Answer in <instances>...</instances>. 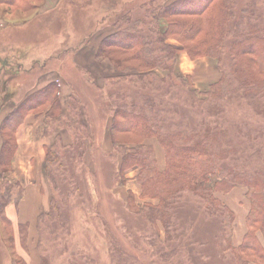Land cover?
<instances>
[{
    "label": "rangeland",
    "instance_id": "1",
    "mask_svg": "<svg viewBox=\"0 0 264 264\" xmlns=\"http://www.w3.org/2000/svg\"><path fill=\"white\" fill-rule=\"evenodd\" d=\"M58 1L47 0L42 9L27 13L7 12L4 6H0V33L4 34L7 28L28 25L25 28L27 31L13 35L11 42L4 43V46L19 45L16 50L6 49L18 61H31V66L19 65L17 69L21 84L32 73L30 70L33 68V61L37 60L38 64L42 62L41 59L53 61L47 64L48 68L45 70L50 71L52 67H57L58 62L53 59L55 57H50L62 50L63 65L66 64L64 75L88 104L84 105L88 124L80 130V136L77 135L76 138L66 131L70 140L62 143L66 148L60 153L61 159L62 155L64 157L65 168H53L57 190L51 183L48 184L50 201L53 198L59 205L65 224L54 230L52 221H45L42 230L41 264H112L113 251L121 253L125 257L123 261L128 257V264H236L233 255L226 250L222 252L220 247L229 235L230 220L219 212L212 215L203 197L183 194L173 206L167 233L159 221L152 225L146 213L137 214V210L144 204L156 205L158 201L141 196V187L136 178L139 168L133 166L121 170L122 157L133 153L142 144L150 146L155 154L157 167L162 171L165 166L164 151L155 138L142 140L129 132L114 134L116 141L113 143L110 127L106 130L105 126L112 117L113 105H126L135 112L146 114L161 133H180L187 141L192 140L188 143L182 142L186 145L202 141L208 134L220 133L224 136L221 149H225V154L218 153L223 159L216 161L215 170L231 169L247 180L260 179L263 187L257 191L264 198V92L257 95L254 104H250L247 100L238 98L235 93H227L231 91L227 89L222 92V99L216 96L199 106L192 91L205 93L209 87L199 88L189 77L177 78L179 76L176 66L173 73L170 71L172 59L164 62L165 67H156L153 70L156 77L147 76L137 80L132 78L135 80L133 84L124 79L115 80L110 76L111 80L104 82L102 89H99L89 81V78L93 81L92 77L96 78L98 75L93 68V71H88L90 76L86 70L81 74L76 68H69L73 65V55L83 47H79L80 43L93 29L94 24L90 26L84 22L85 18H80L79 13L66 12L64 4L69 3V0H65V3L63 0ZM74 1L77 0L72 3H77ZM149 1L134 0L124 12L132 11L133 15L141 19L143 11L140 10V5ZM228 1L234 16L229 22L231 25L240 23L246 30V20H250L264 28V0ZM213 8L210 5L207 9L210 11ZM60 11L63 12L62 19L60 18L59 24L54 25ZM171 19L176 20L177 17ZM114 21L115 18H108L100 23L97 26L98 32L92 38L101 42L104 37L114 33L111 27ZM144 24L151 44L149 49L151 53L154 52L152 57H161L163 54L157 35L165 31V20L156 23L147 18ZM108 30H111L110 33ZM230 42V39L223 41L219 65L214 60L219 72L221 69L227 72L233 64L229 54ZM164 44L173 48L180 46L173 37L167 38ZM103 61L110 67L106 60L98 62ZM126 65L136 66L133 62L120 66ZM33 73L37 76L42 71L38 68ZM109 75L115 77L121 74L113 72ZM16 83L17 80L14 84ZM78 98L82 104L85 103ZM198 99L205 100L203 97ZM3 114L1 113L0 120ZM67 123L72 124L69 120ZM212 150L217 152L218 148L215 146V150ZM2 170L0 168V172ZM0 190H4L1 184ZM241 190L245 191L244 203H247L249 211L246 188H236L228 195H216L233 212L235 219L232 227L235 228L243 225L244 209L239 207L241 204L235 212L237 216L233 210V206L238 205V196L235 197V194ZM49 211L50 206L46 213ZM0 234L5 249L10 253L7 236L1 225ZM257 237L262 242L261 235L258 234ZM233 243H236L234 231Z\"/></svg>",
    "mask_w": 264,
    "mask_h": 264
},
{
    "label": "trees",
    "instance_id": "2",
    "mask_svg": "<svg viewBox=\"0 0 264 264\" xmlns=\"http://www.w3.org/2000/svg\"><path fill=\"white\" fill-rule=\"evenodd\" d=\"M46 1L0 0V6H4L7 12L27 13L30 10L42 9ZM72 1L69 0V3L64 4L66 12L79 13L80 18H85L84 22L90 26L94 24L93 29L81 41L79 47L86 45L98 32L97 26L100 23L105 22L108 18L111 20L115 18V21L111 23L114 33L101 40L95 55L97 61L106 60L109 62L111 74L113 72L121 74L115 77L112 75L105 77L104 82L106 83L111 80V77L115 80L124 79L133 84L137 78L144 79L154 75L156 77L153 70L156 67H165L164 62L171 59L170 71L172 70L173 73L178 56L183 53L191 61L208 58L213 61L217 60L219 65L222 47H224L223 41L230 39L229 54L233 64L227 72L221 69L220 79L209 86L207 92L192 91L197 104L201 106L216 96L218 99H222V92L227 89L231 90L227 93H235L238 98L241 97L250 104H254L257 95L264 92V28H260L250 20H246V30L241 27L240 23L231 25L229 22L234 16L228 0H177L171 3L169 0H150L140 5V10L143 11L141 19L133 15L132 11L124 12V9L134 0L74 1L77 3H72ZM157 3L158 5H156ZM210 5L214 8L209 11L207 8ZM63 12L65 11L63 10ZM63 12L60 11L57 14L58 18L55 19L54 25L60 23ZM173 17H177V19L180 17L182 20H172ZM147 18H151L156 23L159 20H165V31L157 35L160 51L163 54L162 59H160L161 57L153 58L154 52L151 53L149 49L151 44L147 38V31L144 29L146 26L144 22ZM25 28H28V25L7 28L4 34L0 33V48L4 46L5 42H11L13 35H20L27 31ZM169 37L175 38L180 46L173 48L165 45L164 41ZM61 52L62 50L58 53ZM128 62H133L136 66H120ZM2 74L0 91L5 92L2 98L4 103L9 101L12 96L6 86L7 82L12 79V75L9 71H4ZM87 74L90 76L89 72ZM122 74L126 75L122 76ZM178 76L179 79L188 78ZM132 78L135 80L133 81ZM89 81L93 86L102 89V87L94 85L92 79L89 78ZM57 95V85H48L34 98L32 97L16 107L5 116L0 124V168L3 169L0 172V184L4 188V190H0V225L3 226L6 233V242L10 249V253H8L0 234V264H21L14 256L13 244L9 235L10 223L5 216L6 206L11 203L17 204L23 194L22 189L7 178L16 150V129L28 112H42L46 108H49L44 119L46 132L56 129L65 130L77 138V135L81 134L80 130L85 124H88L85 111L81 112V106L74 98L68 102V118L62 119ZM199 97H203L205 100H199ZM111 113L110 138L113 143L116 141L114 134L129 132L142 140L155 138L165 154V166L162 171L157 167L156 157L150 146L142 144L134 149L133 153L122 157L121 170L133 166L139 168L136 178L141 187V196L158 201L156 205L144 204L141 209L137 210V214L146 213L152 225L159 221L166 231L171 223L173 206L178 203L181 196L186 193L194 195V197L201 196L207 202L212 215L219 212L230 220L229 235L226 237L224 245L220 246L222 252L224 250L230 252L236 264H264V198L257 191L263 187V182L260 179L247 180L246 177L235 174L231 169L215 170L216 161L223 159L218 153L225 154V149H221L223 135L220 133L208 134L202 141L186 145V137L175 132L161 133L146 114L135 112L126 105H117L116 107L113 105ZM67 120L72 124L68 125ZM191 141H187V143ZM215 146L218 148L217 152L212 150L213 148L215 150ZM65 148L60 136H56L54 143L45 151V177L48 184L51 183L55 190L58 185L53 175V168L54 166L65 168L64 157L62 155L61 159L60 156L61 150ZM236 188H246V197L249 201V211L244 221L246 231L239 245L233 243L234 214L216 196L217 194L228 195ZM49 206L50 211L41 213L36 221L37 254L40 262L42 259V230L45 221H52L54 230L65 224L60 207L53 198ZM55 214L57 221H54ZM20 234L25 240L26 230L22 229ZM258 234L261 235L262 242L259 241ZM111 258L112 264H128L129 261L128 257L123 261L122 259L125 257L117 251L111 252ZM117 261L119 262L117 263Z\"/></svg>",
    "mask_w": 264,
    "mask_h": 264
},
{
    "label": "crops",
    "instance_id": "3",
    "mask_svg": "<svg viewBox=\"0 0 264 264\" xmlns=\"http://www.w3.org/2000/svg\"><path fill=\"white\" fill-rule=\"evenodd\" d=\"M174 1L177 0H169L170 3ZM110 31L108 30V33ZM99 45V40L91 38L86 45L73 55V65L69 68H76L81 74H84L83 71L85 70L90 72L91 68H93L98 73L97 77L100 78L92 77L94 84L98 87H103L104 78L109 76L110 67L105 61H96L95 55ZM18 47L19 45L7 44L0 48V79L4 71H9L12 75V79L6 84L12 94L9 101L2 102L5 92L0 91V115L4 113L0 121L20 104L32 99V97L34 98L37 93L46 89L50 84H56L58 87L57 98L62 119L68 118V102L72 98L78 101L81 106V112L84 110L86 114L84 105L88 104L80 96L72 82L64 75L66 64L63 65L62 52L50 57V59L55 57L53 58L55 62L58 61V64L56 63L57 67H52L53 69L50 71L45 70L53 61L41 59L42 62L40 64H38L37 60L33 61V68L30 70L32 73H29L24 84H21V77H19L17 69L19 65L24 67L31 66V61H18L14 54L6 52L7 50H16L15 48ZM38 68H40L42 73L36 76L33 72ZM101 72L103 76L99 75ZM176 73L183 77H189L192 83L198 84L199 88L202 89L211 86L220 79V72L213 60L201 58L191 61L185 53L178 56ZM16 80L18 83L14 84ZM78 97L85 103L82 104ZM48 109L46 108L42 112H28L16 129V150L10 171L7 173L8 180L18 185L23 191L22 197L17 204L11 203L5 208V216L10 223L9 235L13 244V253L21 264H41L37 254L36 221L41 213L48 211L50 205V188L44 173L46 148L54 143L56 136H60L62 143L70 140L65 130L45 131L44 119ZM110 122L111 119H108L105 126L106 130L109 129ZM237 196L239 199H237L238 205H235V207L230 205L233 206L234 213L239 207L242 210L244 209V213L242 214V227H233L234 240L236 238L235 245H239L242 242L246 231L244 221L248 212V205L244 203L245 191L241 190L236 193L235 197ZM22 229L26 230L25 240L20 234Z\"/></svg>",
    "mask_w": 264,
    "mask_h": 264
},
{
    "label": "bare ground",
    "instance_id": "4",
    "mask_svg": "<svg viewBox=\"0 0 264 264\" xmlns=\"http://www.w3.org/2000/svg\"><path fill=\"white\" fill-rule=\"evenodd\" d=\"M238 221H239V220H238ZM237 224H238V222H237ZM237 224H236V226H238V225H239V224H238V225H237Z\"/></svg>",
    "mask_w": 264,
    "mask_h": 264
}]
</instances>
